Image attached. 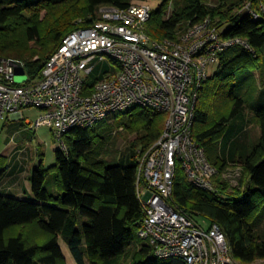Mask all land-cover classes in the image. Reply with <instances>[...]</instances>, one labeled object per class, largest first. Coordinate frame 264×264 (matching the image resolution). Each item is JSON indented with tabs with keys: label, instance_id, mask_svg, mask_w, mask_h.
<instances>
[{
	"label": "trees",
	"instance_id": "trees-1",
	"mask_svg": "<svg viewBox=\"0 0 264 264\" xmlns=\"http://www.w3.org/2000/svg\"><path fill=\"white\" fill-rule=\"evenodd\" d=\"M138 1L145 0H0V58L21 62L28 81L38 80L63 38L98 19L100 6L125 8ZM247 4L257 17L242 10ZM205 18L222 37H241L250 49L221 52L216 72L199 90L192 136L217 170L216 190L195 187L177 166L171 203L191 218L218 224L233 258L252 263L264 260V224H258L264 209L249 220L264 203V0H162L145 30L155 40L176 39ZM119 114L65 133V149L55 151V163L32 169L33 200L0 193V264H66L59 238L77 264H186L154 254L146 258L151 246L132 230L142 218L135 154L160 135L166 115L138 106ZM251 124L259 130L254 140L247 137ZM120 129L137 135L126 166L108 158L109 139ZM2 159L0 154V177ZM232 167L242 175L229 192L223 174ZM49 173L54 190L45 185Z\"/></svg>",
	"mask_w": 264,
	"mask_h": 264
},
{
	"label": "built area",
	"instance_id": "built-area-1",
	"mask_svg": "<svg viewBox=\"0 0 264 264\" xmlns=\"http://www.w3.org/2000/svg\"><path fill=\"white\" fill-rule=\"evenodd\" d=\"M151 10L140 1L125 8L100 6L98 19L63 38L38 80L16 83L15 67L23 64L0 59V120L36 109L39 114L26 125L51 126L65 149L63 136L73 127H90L132 106L164 112L160 135L135 154L142 208L138 237L161 259L243 264L233 258L218 224L201 227L171 203V196L177 166L195 187L216 190L217 170L192 136L195 107L208 64L218 63L220 53L231 47L250 45L241 37H222L209 18L189 24L176 39L155 40L145 30ZM242 10L258 16L249 4ZM106 60L113 68L89 86L86 75ZM225 173L239 176L236 170ZM255 262L246 264H264Z\"/></svg>",
	"mask_w": 264,
	"mask_h": 264
},
{
	"label": "rangeland",
	"instance_id": "rangeland-1",
	"mask_svg": "<svg viewBox=\"0 0 264 264\" xmlns=\"http://www.w3.org/2000/svg\"><path fill=\"white\" fill-rule=\"evenodd\" d=\"M207 3L213 4L215 3L216 0H204ZM140 2H144L146 4H149L150 7L152 9H155L161 2L162 0H145V1H140ZM43 14V12H42ZM3 59V58H0ZM6 59V58H4ZM111 68H113L112 66H110V62L108 60L104 61V62H100L97 64L95 70L90 74V75H86V77L88 78L89 82H93L95 81L97 78H103V71L106 70H110ZM218 68V63H212V64H208L207 66V71L209 76L214 74L216 72ZM28 80V75L25 74L24 75H16L14 77V81L16 83H23L26 82ZM117 115H120L119 113ZM109 121L112 120V118L108 119ZM30 128V127H29ZM30 129H34V128H30ZM258 128L257 126H255L254 124H251L248 128V133H247V137L249 139H255L258 135ZM136 134H129L125 131H122L121 129L119 131H117L114 135H112V137L109 139L108 142V151L110 152V155L108 156L109 159H113L115 160V162H117L118 164L121 165H128L131 162V158H132V149L130 147V142H132V140H134L136 138ZM6 140V134L4 131H2V129L0 128V150L4 144ZM38 145L40 146V153L41 155H38L36 152V149L38 148ZM61 144L55 139L53 133H52V127L49 125H45V126H41L38 128H35V156H34V162L36 163H40L42 162V165L44 167H49L51 165H53L55 163V151L57 149H60ZM240 167H232L229 170H236L239 172V176L238 177H231L228 176L227 174L224 173V176L226 178V181L229 183V189L228 191L231 192L233 187H238L240 185L241 182V169H239ZM54 175L53 173H49L46 177V182L45 185L50 189V190H54V181H53ZM244 184V183H243ZM263 206L264 203H262L261 205H259L258 209L255 211V213L250 217L249 220H254V218L256 217H260L259 215L261 214V212L263 211ZM192 218L198 223V225H200L203 228H207L209 226V221L202 216L196 215V216H192ZM258 224L263 225L264 224V218H261V220L258 222ZM134 233H138L139 227L138 226H134L132 228ZM144 243H146L147 241H144ZM146 258H156L153 253H149L146 255ZM161 260V259H160ZM65 261L66 264H73L72 258L71 256H69L68 254L65 257ZM131 261H129L130 263ZM263 260H256L255 263H262Z\"/></svg>",
	"mask_w": 264,
	"mask_h": 264
},
{
	"label": "crops",
	"instance_id": "crops-1",
	"mask_svg": "<svg viewBox=\"0 0 264 264\" xmlns=\"http://www.w3.org/2000/svg\"><path fill=\"white\" fill-rule=\"evenodd\" d=\"M38 114L36 109H24L22 117L9 114L0 120V128L6 134V140L0 150L4 162V171L0 177V193L3 195L34 199L30 177L32 169L39 162H34L35 129H30L25 121L35 118ZM58 245L64 258L68 254L73 264H77L63 238H59Z\"/></svg>",
	"mask_w": 264,
	"mask_h": 264
},
{
	"label": "water",
	"instance_id": "water-1",
	"mask_svg": "<svg viewBox=\"0 0 264 264\" xmlns=\"http://www.w3.org/2000/svg\"><path fill=\"white\" fill-rule=\"evenodd\" d=\"M25 74V70L22 66L17 65L15 67V75H24Z\"/></svg>",
	"mask_w": 264,
	"mask_h": 264
},
{
	"label": "bare ground",
	"instance_id": "bare-ground-1",
	"mask_svg": "<svg viewBox=\"0 0 264 264\" xmlns=\"http://www.w3.org/2000/svg\"><path fill=\"white\" fill-rule=\"evenodd\" d=\"M113 6H114V5H113ZM116 7H118V6H116ZM150 35H151V34H150ZM154 39H155V38H154ZM117 114H118V113H117ZM117 114H116V116H117ZM116 116H115V117H116ZM112 117H113V116H112Z\"/></svg>",
	"mask_w": 264,
	"mask_h": 264
}]
</instances>
